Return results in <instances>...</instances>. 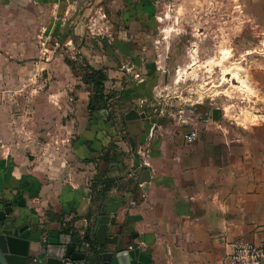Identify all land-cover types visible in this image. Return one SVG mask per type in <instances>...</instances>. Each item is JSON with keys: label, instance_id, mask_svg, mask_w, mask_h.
Wrapping results in <instances>:
<instances>
[{"label": "crops", "instance_id": "crops-1", "mask_svg": "<svg viewBox=\"0 0 264 264\" xmlns=\"http://www.w3.org/2000/svg\"><path fill=\"white\" fill-rule=\"evenodd\" d=\"M53 1L59 13L66 3L64 14L74 15L83 0ZM141 14L139 6L127 8L119 23L102 24L119 33L90 41L88 51L101 65H92L82 51L91 67L105 69L108 109L129 108L120 122L88 112L86 87L75 88L71 101L65 77L73 74L65 58L53 60L46 48L38 62L29 48L20 55L21 39L7 36L0 20V205H9L17 224L27 227L24 264L45 263L48 232L72 235L85 246L91 245L84 240L88 232L94 244L106 201L119 203L110 231L121 227L125 242L149 264H229L237 241L264 249V126L229 129L224 120L203 117L193 122L194 130L182 132L141 116L144 81L133 78H143L146 66L138 67L144 65L132 51L137 26H149ZM67 23L59 45L86 40L81 19L71 32ZM123 52L132 71L114 63ZM193 131L196 139L188 142ZM105 179L113 187L104 200H95L91 186L99 190Z\"/></svg>", "mask_w": 264, "mask_h": 264}, {"label": "rangeland", "instance_id": "rangeland-1", "mask_svg": "<svg viewBox=\"0 0 264 264\" xmlns=\"http://www.w3.org/2000/svg\"><path fill=\"white\" fill-rule=\"evenodd\" d=\"M35 1L0 0L4 32L21 39L20 55L29 48L38 62L40 50L46 48V56L53 60L67 58L81 65L83 51L97 67L100 60L90 55V41L101 35L118 36V29L104 23H119L121 12L139 6L141 19L149 24L148 29L137 26L133 34L137 44L132 47L144 65L138 67L146 66L144 79L133 78L144 81L143 117L158 119L164 127H180L182 132L194 130L193 122L213 118L215 112L229 129L264 126V0H83L74 15L64 14L66 3L60 4L59 13L53 0ZM80 19L88 26L84 41L90 43L59 45L57 39L67 35L62 24L68 21L71 32ZM128 55L123 52L118 61L114 57V63L132 71ZM54 67L59 69L58 64ZM37 80V86L43 83L42 75ZM65 82L69 99L76 101L75 90L85 86L74 74ZM116 106L108 110L120 122L129 108L120 111Z\"/></svg>", "mask_w": 264, "mask_h": 264}, {"label": "water", "instance_id": "water-1", "mask_svg": "<svg viewBox=\"0 0 264 264\" xmlns=\"http://www.w3.org/2000/svg\"><path fill=\"white\" fill-rule=\"evenodd\" d=\"M143 116V115H141ZM149 172L145 170L144 174ZM147 181L142 178L141 183ZM117 202L106 201L95 221V243L85 246L63 232H48L43 246L44 264H149L148 257L129 247L121 227L112 233ZM27 227L17 224L9 205H0V264H24L29 240L23 237Z\"/></svg>", "mask_w": 264, "mask_h": 264}, {"label": "trees", "instance_id": "trees-1", "mask_svg": "<svg viewBox=\"0 0 264 264\" xmlns=\"http://www.w3.org/2000/svg\"><path fill=\"white\" fill-rule=\"evenodd\" d=\"M65 63L69 66L72 73L77 76L81 83L86 87L89 92L87 110L89 113H102L106 114L111 120V113L108 110L107 103L110 99L108 95L104 93V82L107 80L105 69H95L91 67L85 59L81 65H77L71 59L65 58ZM102 186L99 190H96L97 186L94 184L91 186V194L95 197V200H104L107 196L108 191L113 187V181L105 179L100 183ZM70 228L66 230L69 232ZM84 240L92 244L90 234L88 232L84 235Z\"/></svg>", "mask_w": 264, "mask_h": 264}, {"label": "built area", "instance_id": "built-area-1", "mask_svg": "<svg viewBox=\"0 0 264 264\" xmlns=\"http://www.w3.org/2000/svg\"><path fill=\"white\" fill-rule=\"evenodd\" d=\"M188 142L196 139V132L186 137ZM229 264H264V249L251 243L237 241L231 245Z\"/></svg>", "mask_w": 264, "mask_h": 264}, {"label": "flooded vegetation", "instance_id": "flooded-vegetation-1", "mask_svg": "<svg viewBox=\"0 0 264 264\" xmlns=\"http://www.w3.org/2000/svg\"><path fill=\"white\" fill-rule=\"evenodd\" d=\"M216 114H217V113L215 112V113H214V117H217Z\"/></svg>", "mask_w": 264, "mask_h": 264}, {"label": "bare ground", "instance_id": "bare-ground-1", "mask_svg": "<svg viewBox=\"0 0 264 264\" xmlns=\"http://www.w3.org/2000/svg\"><path fill=\"white\" fill-rule=\"evenodd\" d=\"M237 75V74H236Z\"/></svg>", "mask_w": 264, "mask_h": 264}]
</instances>
